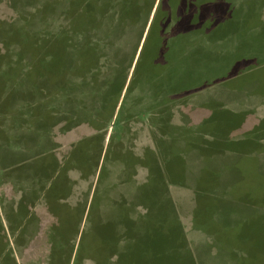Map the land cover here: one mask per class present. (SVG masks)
<instances>
[{
    "label": "rangeland",
    "instance_id": "rangeland-1",
    "mask_svg": "<svg viewBox=\"0 0 264 264\" xmlns=\"http://www.w3.org/2000/svg\"><path fill=\"white\" fill-rule=\"evenodd\" d=\"M263 102L264 0H0V264H264Z\"/></svg>",
    "mask_w": 264,
    "mask_h": 264
},
{
    "label": "crops",
    "instance_id": "crops-1",
    "mask_svg": "<svg viewBox=\"0 0 264 264\" xmlns=\"http://www.w3.org/2000/svg\"><path fill=\"white\" fill-rule=\"evenodd\" d=\"M261 109H262L261 111H264V102H263V104L261 103ZM241 114H242V111H196L195 113L190 114V116L192 117V123H191V126L190 125H188V126L195 127V129H196L197 127H201V125L202 126L207 125V127H208L207 129H208L209 133L212 134L213 137H216V136H218L219 131H221L220 129H217V128H219L221 126L220 122L222 121V119L224 118L227 120V117H230L228 122L231 123V126L228 128L227 134H229V137L233 139L234 133H236V134H238V136H239L238 139H239L243 135L244 131L246 132L245 125L247 122V118H245L246 116L241 117L242 116ZM231 120H232V122H231ZM223 130H225V129H223ZM236 144H239V143H236ZM237 147H240V145H238ZM227 152L229 153V151H227ZM255 152H256V149L254 151V154H255ZM223 193L229 194L230 197L232 195L229 193V191H224ZM255 195H257V193ZM260 195H262V193ZM257 196H259V195H257ZM261 207H263V206H261ZM236 210L237 209H233V212H236ZM250 216H251V218H253V217L256 218V212L255 211L249 212V214L246 215L245 217L249 218ZM215 217L218 220V222L220 223V221H219L220 219H218V216H215ZM244 222H246V221H242L239 223L242 224ZM224 223L226 225L229 224L228 221H224ZM254 224H257V223H254Z\"/></svg>",
    "mask_w": 264,
    "mask_h": 264
},
{
    "label": "trees",
    "instance_id": "trees-1",
    "mask_svg": "<svg viewBox=\"0 0 264 264\" xmlns=\"http://www.w3.org/2000/svg\"><path fill=\"white\" fill-rule=\"evenodd\" d=\"M162 194V193H161ZM164 215H162V217H163ZM127 217V216H126ZM152 221H154V219L152 220ZM157 221L158 222H160L159 220H158V218H157ZM161 223V222H160ZM132 233H126V236L129 238V236L131 235ZM151 252H153V253H155L156 252V250L153 248L152 250H151Z\"/></svg>",
    "mask_w": 264,
    "mask_h": 264
}]
</instances>
